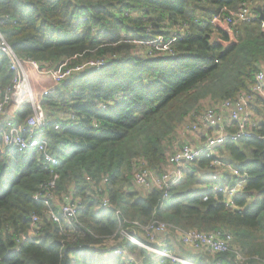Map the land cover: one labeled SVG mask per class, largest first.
Segmentation results:
<instances>
[{
	"label": "trees",
	"instance_id": "16d2710c",
	"mask_svg": "<svg viewBox=\"0 0 264 264\" xmlns=\"http://www.w3.org/2000/svg\"><path fill=\"white\" fill-rule=\"evenodd\" d=\"M242 3L253 16L224 21ZM258 6L264 14V0H0V31L18 55L53 67L107 59L42 96L48 119L42 136L56 166L45 167L35 150L0 146V264H135L92 247L113 236L123 219L164 221L169 249L197 264L237 263L231 252L188 251L175 228L228 232L232 247L247 256L243 264L264 260V136L226 140L217 148L221 159L248 175L244 192L251 199H235L240 210L226 208L221 195L209 193L211 169L204 156L183 168L162 207L160 190L142 189L133 181L138 161L157 173L168 168L177 128L189 116L250 90L256 73L264 74V22ZM214 16L217 21L211 23ZM173 30L185 31L182 40L171 41L173 56H147L135 42L159 36L166 42ZM11 78L0 52V92ZM245 112L257 123L251 130L264 135V85ZM30 114V106H21L15 123ZM61 115L69 122L54 129ZM53 173L58 174L57 200L69 194L80 202L70 224L49 220L48 208L33 199ZM95 194L105 195L110 207L100 206ZM31 213L39 221L35 235ZM127 244L143 256L142 264H156L155 254Z\"/></svg>",
	"mask_w": 264,
	"mask_h": 264
},
{
	"label": "built area",
	"instance_id": "2783aa9c",
	"mask_svg": "<svg viewBox=\"0 0 264 264\" xmlns=\"http://www.w3.org/2000/svg\"><path fill=\"white\" fill-rule=\"evenodd\" d=\"M253 14L249 7L242 3L240 8L233 15L226 16L224 21L233 23L235 21H247ZM217 17H212L211 23H215ZM173 30V37L163 41L161 36L135 41L145 55L173 56L176 53L171 42L177 38L182 40L185 31ZM126 37V36H124ZM0 52L7 60V66L12 73L11 83L0 92V146L4 150L26 151L35 150L39 155L40 162L52 168L58 164L56 156L49 151V142L43 138L42 130L47 125L48 119L43 112L40 101L42 96L60 84L64 79L73 76L86 67L99 68L106 63L107 59L98 57L96 59L84 60L75 65L58 63L55 67L50 65L40 66L31 58L18 55L9 45L0 31ZM45 79H50L51 87L45 86ZM255 83L248 91L241 92L232 99H224L212 103L200 115L190 116L183 121L176 132L174 151L167 158L168 168L163 172H155L149 168L144 161H138L133 166V181L139 188H154L162 193L164 200L168 197L169 191L183 176V168L200 157L208 159V172L210 183L209 193L221 195L222 203L226 208L240 210L235 205V199L244 197L250 200V196L244 192L248 181L246 172L241 171L231 162L223 160L218 155L217 148L226 140L235 142L240 138L255 136L262 138V133H255L251 130L256 124L242 117L245 113V105L253 101L256 94L261 93L264 85V74L259 71L255 76ZM24 105L31 107V114L23 123H15L14 118L17 110ZM73 117V116H71ZM59 121H54V129L61 128V122H69L68 118L61 115ZM235 126L234 130L229 127ZM179 142V143H178ZM178 144V145H177ZM6 154V152H5ZM52 171V170H51ZM57 173L41 183L39 189L33 194V199L46 206V217L53 222L64 221L70 224L79 208V200H73L69 194H64L61 201L53 194ZM107 181L104 177L100 184ZM100 190V188H99ZM102 207H110L109 199L102 195L94 196ZM57 209H53V206ZM119 211L115 210L118 219ZM30 232L35 235L38 232V216L31 213ZM119 221V220H118ZM175 235L188 251L192 252H231L234 254L235 262L243 264L247 256L242 255L232 247V235L225 231L211 233L202 232L196 229L182 230L175 228ZM168 236V224L161 220H151L146 224L138 221H120L116 233L110 238L104 239L99 244H93L105 253L123 255L135 264H142L143 256L136 250H131L127 242L135 244L136 248L143 247L155 254L156 264H197L189 258L178 256L167 246L165 239ZM256 258V257H255ZM258 264H264L259 260Z\"/></svg>",
	"mask_w": 264,
	"mask_h": 264
},
{
	"label": "crops",
	"instance_id": "0c3cea01",
	"mask_svg": "<svg viewBox=\"0 0 264 264\" xmlns=\"http://www.w3.org/2000/svg\"><path fill=\"white\" fill-rule=\"evenodd\" d=\"M254 2H261V0H253ZM45 81V86H47V87H51L52 86V82H51V80L50 79H45L44 80ZM242 117L244 118V119H246V120H249L251 117L249 116V112H245L243 115H242Z\"/></svg>",
	"mask_w": 264,
	"mask_h": 264
},
{
	"label": "rangeland",
	"instance_id": "374dc122",
	"mask_svg": "<svg viewBox=\"0 0 264 264\" xmlns=\"http://www.w3.org/2000/svg\"><path fill=\"white\" fill-rule=\"evenodd\" d=\"M134 54H135V55H142V51H140L139 54H136V53H134ZM249 121H252V122H254V123L257 125V123L255 122L254 118H250ZM256 125H255V126H256ZM255 126H254V127H255ZM178 127H179V126H178ZM178 143H179V142H178ZM177 145H178V144H177ZM138 159H140V158H138ZM138 159H136L135 162H136ZM136 163H137V162H136ZM172 244H173V242H172ZM172 247H173V245H172ZM175 251H176V249H175ZM177 251H179V249H177Z\"/></svg>",
	"mask_w": 264,
	"mask_h": 264
},
{
	"label": "water",
	"instance_id": "95a60500",
	"mask_svg": "<svg viewBox=\"0 0 264 264\" xmlns=\"http://www.w3.org/2000/svg\"><path fill=\"white\" fill-rule=\"evenodd\" d=\"M258 13H259V17L263 20L264 22V14L261 12V6L257 7Z\"/></svg>",
	"mask_w": 264,
	"mask_h": 264
}]
</instances>
